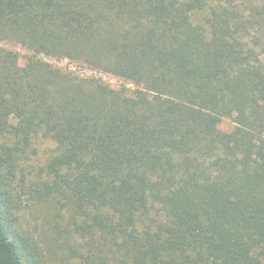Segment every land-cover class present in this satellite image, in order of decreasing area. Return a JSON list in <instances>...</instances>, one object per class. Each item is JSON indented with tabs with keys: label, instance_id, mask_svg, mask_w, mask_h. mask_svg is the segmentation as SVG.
Listing matches in <instances>:
<instances>
[{
	"label": "trees",
	"instance_id": "16d2710c",
	"mask_svg": "<svg viewBox=\"0 0 264 264\" xmlns=\"http://www.w3.org/2000/svg\"><path fill=\"white\" fill-rule=\"evenodd\" d=\"M0 264H264V0H0Z\"/></svg>",
	"mask_w": 264,
	"mask_h": 264
},
{
	"label": "rangeland",
	"instance_id": "374dc122",
	"mask_svg": "<svg viewBox=\"0 0 264 264\" xmlns=\"http://www.w3.org/2000/svg\"><path fill=\"white\" fill-rule=\"evenodd\" d=\"M55 64H58L59 66H62L63 68H68L70 70L75 71L76 73H78L80 76L82 77H101L105 82L112 84L115 87H120L123 84H125L124 82H122L121 80H119L116 77H113L111 75H107L104 74L102 72L99 71H95V70H90L86 67H82L79 66L76 63L73 62H69L67 59H64L60 62L57 61H53ZM128 88H133L132 84L126 83ZM230 126V125H229ZM30 220L33 222V224L35 225V220L33 218H30ZM40 222V220H39ZM33 225V227H34ZM37 239V237H35Z\"/></svg>",
	"mask_w": 264,
	"mask_h": 264
}]
</instances>
